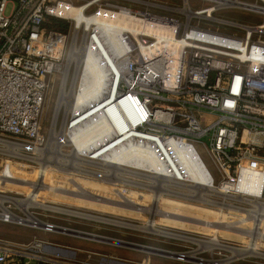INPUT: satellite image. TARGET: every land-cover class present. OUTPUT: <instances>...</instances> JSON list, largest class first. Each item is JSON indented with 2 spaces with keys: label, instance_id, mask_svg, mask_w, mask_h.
Wrapping results in <instances>:
<instances>
[{
  "label": "built area",
  "instance_id": "1",
  "mask_svg": "<svg viewBox=\"0 0 264 264\" xmlns=\"http://www.w3.org/2000/svg\"><path fill=\"white\" fill-rule=\"evenodd\" d=\"M200 1L209 4L192 9L184 0L182 9L189 13L181 9L179 16L117 0H0V140L45 147L40 146L45 142L41 119L48 77L64 70L72 45L90 47L105 70L104 86L88 111L104 116L112 128L104 132L103 144H123L116 141L125 129L136 131L131 136L136 146H159L158 138H183L195 146V138L208 135L218 177L208 170L216 191L264 203V36L254 35L264 31V23L247 25L240 35L201 26L190 16L216 19L217 10L238 4ZM236 1L264 14V0ZM99 16L120 26L116 42L101 32ZM53 19L66 21L69 28L55 27ZM83 113L70 111L64 129L76 125ZM116 119L124 122L123 131ZM6 208L15 212L11 205ZM41 223L27 224L46 231L57 226ZM170 255L195 261L191 250ZM0 264L97 263L35 237L0 238ZM132 264L152 263L145 258Z\"/></svg>",
  "mask_w": 264,
  "mask_h": 264
},
{
  "label": "rangeland",
  "instance_id": "2",
  "mask_svg": "<svg viewBox=\"0 0 264 264\" xmlns=\"http://www.w3.org/2000/svg\"><path fill=\"white\" fill-rule=\"evenodd\" d=\"M117 2L158 13L184 15V12L181 11L184 0H117ZM189 3L192 9L209 4V2L200 0H189ZM214 16L216 19L210 20L202 19L199 15L190 17L192 22L200 23L201 26L238 35L244 33L247 25L264 23V14L242 5L232 4L226 6L217 10ZM52 23L55 27L64 30L69 28V23L60 19H53ZM259 34L264 36V31L254 33L255 36ZM78 58L79 54H76V57L71 58L70 62L68 59L66 64L68 71L66 90H69L71 85L75 88L78 81L83 63ZM63 71L53 72L48 77V89L41 119L45 142L40 146L45 147L39 148L42 149L39 151L35 147H33L34 149L28 148V145H38L26 143L28 145L24 144L21 147L26 149H19V152L24 156H40L42 154L60 160L58 163L48 164L40 188L36 193L35 201L44 205L63 208L65 211L36 205L29 206L28 211L34 217L37 216L36 218H39V221L41 219L44 222H51L61 226L60 228L67 227L70 230L102 235L105 238L148 245L167 250V252L146 251L111 241L64 232L57 229V227L52 231H46L42 227L34 228L27 223H18L13 220L5 221L2 217H0V238L29 241L39 237L62 247L69 255L85 258L97 264H132L145 258H148V261L152 264H212L211 262L201 263L195 259L191 262H182L170 255V251L191 250L192 252L196 249H199V252L196 253L198 258L218 260L216 258H226L232 255L233 258H231L232 260L235 259L236 264H264V256H261L264 255V215L256 230V255L242 254L236 256L228 248L245 249L250 246L256 226V216L252 214L250 208L254 207L249 200L223 196L214 192L206 194L205 198L209 200H201L183 196L186 193L190 194V189L169 185V188L174 190L175 193L181 192L183 194L160 192L155 204V213L152 215L155 190L144 186L153 185L152 180L136 174H123L125 178L139 181L144 185L124 182L104 175V168L98 164L101 162L99 159H95L93 163L75 162L76 160H66L54 153L56 147H60L62 152L66 154H71L74 148V144L71 142H58L60 143L58 144L57 141L51 139L53 123L56 132L63 129L64 137L68 138L67 130L64 127L70 115V110L65 103L60 104L58 109L56 107L62 85ZM209 138L208 135L195 138L194 145L211 173L217 178V168L207 150L210 143ZM49 142L50 146H47ZM6 147L9 146L0 148L2 149L0 152L7 153L6 156L0 153V195L25 199L37 186L40 163L36 159L14 155L8 150H4ZM83 155L81 153L76 154V156L84 157L85 155ZM84 158L89 159L86 156ZM68 164H74L76 168L68 166ZM127 168L136 172L148 173L147 170L138 167ZM93 172H99L100 174ZM4 204L11 205V209L15 211H12V213L16 214V217L28 218L25 210L20 208L17 203L6 199ZM6 205L4 206L6 207ZM20 210L25 213V216L21 215ZM69 211L107 218L109 222L99 218L75 215ZM258 211L260 214L261 210ZM152 216L154 227L159 229L161 233L125 225V223L148 225V220ZM115 221H120L124 225L116 224ZM193 238L204 241L215 239L223 246H200L192 241ZM227 259L229 258L219 260Z\"/></svg>",
  "mask_w": 264,
  "mask_h": 264
},
{
  "label": "bare ground",
  "instance_id": "3",
  "mask_svg": "<svg viewBox=\"0 0 264 264\" xmlns=\"http://www.w3.org/2000/svg\"><path fill=\"white\" fill-rule=\"evenodd\" d=\"M235 2L239 5V3L236 0L233 1V3ZM242 6L251 7L248 4H242ZM182 11H186V10L182 9ZM186 12L189 13V11ZM96 23L100 27L101 32H103V34L105 33V35L108 36L112 40V42H116L118 40L120 35L119 34L120 26L118 24H115L112 21H108V17H104V16L96 17ZM262 27H264V25H262ZM76 54H79L78 60L83 62L80 75L78 76L77 89L76 87L74 88V86L71 85V88L69 90H66L65 80L68 74L66 68L67 66H66L63 71V82L61 85L60 95L57 100L56 107L58 109L60 104L65 103L67 108H69V110L72 113H75L80 109H84V113L79 118V122L76 125L70 128L67 127L66 133L68 135V138L64 137L63 129L59 130V132H56L55 125L53 123L51 139L57 141V143L71 142L74 144V148L71 154H66L62 152L60 147H56L54 153H56L60 158H64L66 160L69 159L76 160L75 162L83 161V162L93 163L95 162L94 161L95 159H99L101 160V162L98 164L104 168V173H105L104 175L111 176L116 179H120L124 182H129L142 186L144 185L139 181H133L128 178H125L123 174H132V175L136 174L138 176H143L147 179L152 180L154 182L153 185H144L150 189L155 190L154 191L155 200L151 213L152 215H154L155 213V209H156L155 204L160 196V192L175 193L174 190H171L169 188V185L181 186L190 189L191 193L190 194L186 193V195L183 196L198 198L201 200H209L205 198L208 192L209 193L214 192L217 194L222 193L216 191V188L212 184L208 167L204 163L197 148L195 146H192L188 141H186L183 138H174V139L168 138L166 140H163L162 138H158L159 146H136L134 142L131 140V136L136 134V131L133 130L126 131V129L125 131H123L122 129L124 128L122 127L124 126L123 125L124 122L121 119H116V124L118 128H120V130L124 132L121 136L117 138L116 142L125 140L124 143L121 144L120 146H113L115 144L114 141H110L107 144H103V140L105 139L104 132L105 131L109 132V130L110 129L112 130V128L108 125V122L104 116L95 115L94 117H92L89 116L91 112H88L90 110L91 101L99 95L106 80L102 59L99 58V55L95 53L90 47H86L85 49H83V47L81 46L79 49H75L74 45H72L69 62L71 58L76 57ZM128 110L131 111V108L129 107ZM0 142L3 143L2 144L3 146H9L8 148L6 147L4 150H8L9 152L17 156L36 159L40 163V175L37 186L27 198L19 199L16 197H6L4 195H0V207L3 210L2 212H0V217L2 218L6 217V219L7 218L10 219L12 217L15 220L25 221V223H33L34 221H32L31 219L37 221L39 218L37 219L36 217L33 216V214L30 211H28L27 208L31 205H36L40 207H50L58 211H65L63 208L52 207L35 201L36 193L40 188L42 177L44 175V172L48 164L52 162L58 163L60 162V160L55 158L53 159L52 157H46L41 153L40 156H24L22 155V153L19 152V149L23 147L24 144L12 143L3 140H0ZM47 146H50V142L48 143ZM1 150L2 149H0V151ZM41 150L39 149V151ZM79 153L84 154L89 159L84 158L85 157L84 155H83L84 157L76 156V154ZM64 165L67 166V164ZM68 166L76 168L74 164L72 165L68 164ZM127 167H134V168L138 167L143 170H147L148 173L136 172L135 170ZM93 173L100 174L99 172H93ZM175 194L182 195L183 193L176 192ZM6 199L17 203L20 206V208H23V210H25L26 214L28 215V218L16 217L17 216L16 214L12 213V211L8 210L4 206L5 205L4 201ZM249 202L254 205V208H250V209L253 212L252 214H255L256 216V226L253 233V239L250 242V246L245 249L228 247L230 250L233 251V253H235L236 256H240L242 254L256 255L257 253L255 248V236H257L256 230L258 224L264 215V203H259L253 200H249ZM259 209L261 210L260 214L258 211ZM69 212L75 215H83L88 218H99L93 215L83 214L80 212H75V211H69ZM248 212L250 211L248 210ZM99 219L109 222L107 218H99ZM153 221L154 220L152 216L148 220V225L146 224L141 226V225H132L127 223H125V225L129 227L151 230L152 232L161 233L159 229L154 227ZM115 223L124 225V223L120 221H115ZM56 227L57 229H60L64 232L75 233L77 235L85 234L87 237L98 238L105 241H113L108 237L106 238L100 237L93 233L70 230L67 229V227L65 228H60V226H56ZM192 241L199 244L200 246H204V245L223 246L218 242H216L215 239L210 241H204L199 238H193ZM140 249L142 248L140 247ZM146 251H153V250H146ZM197 252H199V249L192 251L191 256L194 257L195 260L201 263L211 262L212 264H223L226 261L219 259L208 260V259L198 258L196 256ZM261 256L263 257L264 255ZM232 258L230 257L229 259H227L226 262L231 261Z\"/></svg>",
  "mask_w": 264,
  "mask_h": 264
},
{
  "label": "water",
  "instance_id": "4",
  "mask_svg": "<svg viewBox=\"0 0 264 264\" xmlns=\"http://www.w3.org/2000/svg\"><path fill=\"white\" fill-rule=\"evenodd\" d=\"M82 236H86V235L84 234ZM98 236L105 237V236H102V235H98ZM96 239H98V238H96ZM110 239L113 240L111 242L117 243V244H123V245H126V246L135 247V248H140L141 247L144 250H153V251L155 250V251H158V252H161V253H166L167 252V250L151 247V246H148V245H141V244L128 242V241H124V240H119V239H114V238H110Z\"/></svg>",
  "mask_w": 264,
  "mask_h": 264
}]
</instances>
